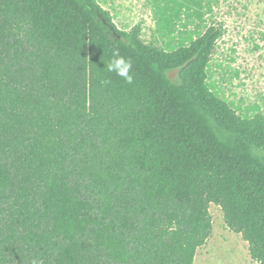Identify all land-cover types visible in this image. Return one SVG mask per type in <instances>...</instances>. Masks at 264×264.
Listing matches in <instances>:
<instances>
[{
  "label": "trees",
  "instance_id": "obj_1",
  "mask_svg": "<svg viewBox=\"0 0 264 264\" xmlns=\"http://www.w3.org/2000/svg\"><path fill=\"white\" fill-rule=\"evenodd\" d=\"M150 2L145 41L97 0H0V264H193L211 203L264 264V114L209 85L208 1Z\"/></svg>",
  "mask_w": 264,
  "mask_h": 264
},
{
  "label": "rangeland",
  "instance_id": "obj_2",
  "mask_svg": "<svg viewBox=\"0 0 264 264\" xmlns=\"http://www.w3.org/2000/svg\"><path fill=\"white\" fill-rule=\"evenodd\" d=\"M97 1L110 13L117 28L129 30L139 24L143 40L157 37L150 0ZM204 1L211 7L204 15V23L223 27L207 69L211 89L240 115L264 114V0ZM191 20L186 30H193L196 24L203 26L196 16ZM164 41L158 37L160 44L164 45ZM169 77L176 79V71H170ZM209 213L212 230L197 249L193 264H250L247 242L228 229L221 208L211 203Z\"/></svg>",
  "mask_w": 264,
  "mask_h": 264
},
{
  "label": "clouds",
  "instance_id": "obj_3",
  "mask_svg": "<svg viewBox=\"0 0 264 264\" xmlns=\"http://www.w3.org/2000/svg\"><path fill=\"white\" fill-rule=\"evenodd\" d=\"M132 67V62L121 55L118 48L113 51L112 59L106 65L109 73H115L117 76L123 78L128 84H132L134 79L132 75ZM103 83H107V81H104ZM31 264H42V261L33 259ZM256 264H261V261L257 259Z\"/></svg>",
  "mask_w": 264,
  "mask_h": 264
}]
</instances>
